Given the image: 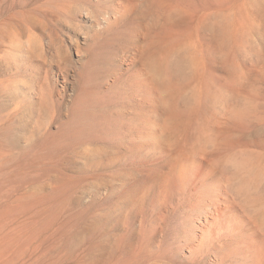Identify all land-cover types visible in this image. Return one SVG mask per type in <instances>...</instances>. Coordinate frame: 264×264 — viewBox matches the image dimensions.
<instances>
[{
    "label": "bare ground",
    "instance_id": "obj_1",
    "mask_svg": "<svg viewBox=\"0 0 264 264\" xmlns=\"http://www.w3.org/2000/svg\"><path fill=\"white\" fill-rule=\"evenodd\" d=\"M115 3L107 30L147 22L108 83L123 81L132 106L121 115L127 131L102 160L108 181L124 176L106 189L115 199L108 217L116 210V221H127L150 209L163 220L179 202L189 258L264 264V0ZM55 80L68 87L62 70ZM39 104L54 106L47 90Z\"/></svg>",
    "mask_w": 264,
    "mask_h": 264
},
{
    "label": "rangeland",
    "instance_id": "obj_2",
    "mask_svg": "<svg viewBox=\"0 0 264 264\" xmlns=\"http://www.w3.org/2000/svg\"><path fill=\"white\" fill-rule=\"evenodd\" d=\"M115 2L0 0V207L25 195L0 214V264H217L189 258L179 202L163 220L107 215L106 189L124 176L108 181L102 160L132 107L123 81L108 83L147 22L107 30ZM46 90L54 106L43 109Z\"/></svg>",
    "mask_w": 264,
    "mask_h": 264
}]
</instances>
